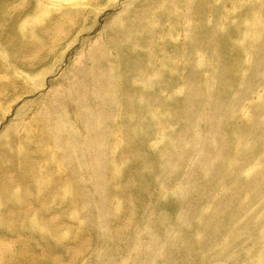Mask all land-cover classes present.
I'll list each match as a JSON object with an SVG mask.
<instances>
[{
	"label": "rangeland",
	"instance_id": "rangeland-1",
	"mask_svg": "<svg viewBox=\"0 0 264 264\" xmlns=\"http://www.w3.org/2000/svg\"><path fill=\"white\" fill-rule=\"evenodd\" d=\"M0 264H264V0H0Z\"/></svg>",
	"mask_w": 264,
	"mask_h": 264
}]
</instances>
